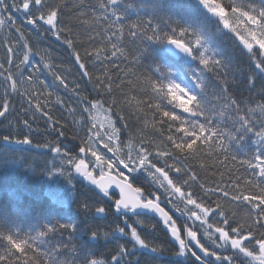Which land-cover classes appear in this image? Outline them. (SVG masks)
<instances>
[{
    "label": "snow or ice",
    "instance_id": "snow-or-ice-1",
    "mask_svg": "<svg viewBox=\"0 0 264 264\" xmlns=\"http://www.w3.org/2000/svg\"><path fill=\"white\" fill-rule=\"evenodd\" d=\"M69 9H75V14ZM16 14L24 28L17 25ZM65 17L84 26L89 44L83 57L76 48L78 36ZM27 26L51 33L72 50L81 74L90 82L89 67L100 70L93 84L97 96L79 93L78 84L70 89L78 96L84 132L73 139L80 140L79 153L85 157L90 153L94 160L86 163L84 158L69 156L53 142L36 146L48 147L61 164L74 167L109 200L116 195L109 190H118L113 206L122 223L111 234H90L92 240H107L111 235L127 236L133 242L131 250L118 244L110 264H129L126 257L137 246L154 254L162 252L134 226L145 227L144 217H158L157 224L170 235L176 245L175 264H264V0H142L140 4L0 0V31L7 29L9 36L13 30L16 33L15 42L0 41L5 48V58L0 60V118L9 119L12 98L18 95L28 104L23 124L31 132L36 113L47 115L53 125L58 121L52 119L47 99L40 101L42 94L52 93L31 65L34 53ZM126 37L131 49L125 45ZM233 38L257 71L245 73L234 48L228 46ZM29 66L32 74L26 77ZM43 67L69 89L66 77L53 65L43 63ZM245 75L248 95L238 97L236 85ZM40 86L43 89L38 90ZM54 103L63 102L57 97ZM66 110L77 112L71 107ZM97 112L103 113V122ZM133 119L144 128L151 125L159 135L150 137L144 129L131 132ZM2 139L6 144L33 143L28 135L13 139L9 134ZM193 165L207 179L201 182ZM93 172H98V179ZM53 174L65 175V169L54 166ZM49 195L64 203L58 192ZM162 205L183 218L179 226ZM83 207L89 210L87 203ZM106 212L104 206L95 207L97 216ZM76 230L71 222L39 224L2 210L0 264H109L90 258L94 253L72 243Z\"/></svg>",
    "mask_w": 264,
    "mask_h": 264
},
{
    "label": "trees",
    "instance_id": "trees-1",
    "mask_svg": "<svg viewBox=\"0 0 264 264\" xmlns=\"http://www.w3.org/2000/svg\"><path fill=\"white\" fill-rule=\"evenodd\" d=\"M131 2L140 4L142 0H131ZM75 11V9H69L70 14L74 15ZM8 14L11 15L12 13ZM131 18L135 19V15L133 14ZM14 19H16L17 25L22 28L25 27L19 14H16ZM64 19L66 22L72 24L74 33L78 36L76 48L83 57V49L89 44L84 26L80 25L76 20L68 21L66 17ZM25 30L29 45L34 53L30 57L31 65L37 67L38 71L36 75L47 85L46 91L52 93L48 97L42 94L40 101L43 103L47 99L49 108L51 109L50 115L58 123L53 125L51 122H48L47 115L41 116L40 113H36V119L32 121L33 131L29 132L23 124L25 109L28 108L26 100L21 99L18 95L12 98L14 109L12 114L8 120L0 118V211L6 210L9 213L18 212L29 221L39 222V224L56 222L74 223L77 230L73 233L72 243L80 248L81 251L94 253L90 258L107 260L110 264L111 256L116 252L118 244L124 245L128 250H131L133 242L127 236L112 237L111 235H109L107 240H92L90 234L93 231H98L101 234L105 232L111 234L114 226L122 223L121 218L115 213L113 206L114 199L118 198L117 195L114 196L113 200L102 197L95 189L76 180L73 176L74 167L61 164V159L56 153L52 152L48 147L36 146L53 142L57 145H62V152L66 151L69 156L80 158V140L73 139V137L77 136L78 133L79 135H84V132L81 130L79 122L78 96L73 95L70 89L74 84H78L79 88L77 91L79 93L87 95L90 98L97 96L98 93L94 90L93 84L100 70L95 67H89L93 78L90 82L88 77L81 74V70L75 63L72 50L57 40L54 35L51 33H38L31 26H27ZM15 36L14 30L11 36L8 35L7 29L0 31V41L7 38L15 42ZM96 43L99 44V41ZM236 44H238V41H235L234 38L232 41H228V46L234 48L245 73L257 71L254 65H250L247 57L240 54V48L236 47ZM125 45L129 49L132 48V45L128 43L127 37ZM4 58L5 48L0 46V60H4ZM42 58L43 62H41ZM43 63L53 65L56 72L66 77L69 89L66 90L60 85L53 75L44 69ZM13 71L15 72L16 69L13 68ZM24 74L26 77L31 75L32 67L25 68ZM257 83H259V77H257ZM246 84L247 78L245 75L236 85L238 97L241 95L246 97L248 95L245 90ZM41 89H43V86H40L38 90ZM57 97L61 98L62 104L54 103ZM35 102L33 100V104ZM69 107L77 109V112L70 113L66 110ZM43 111L48 113V108L43 109ZM27 117L32 120L31 111L27 113ZM130 124V131L133 133H136L139 129H144L145 133L150 137L159 135L153 131L151 125L144 128L143 123H137L134 119ZM54 128L55 130H53ZM61 131L65 135H60ZM9 134H11L13 139H22L25 135H28L33 143L32 145L6 144L2 138ZM127 134L125 132V135ZM98 148L101 152L107 151L102 146H98ZM5 161L10 162L5 164ZM54 166L65 169V175L53 174ZM193 166L200 172L198 179L201 182L207 179L205 173L199 170L198 165ZM69 173L71 174L70 183ZM175 175L174 172H170L171 177H175ZM195 190L199 191L198 186H195ZM50 191L58 192L60 199L64 203L61 204L54 201L49 195ZM85 203H87L89 210H85L83 207ZM96 206H104L107 209L106 214L97 216L95 213ZM212 206L215 207L214 204ZM225 208L230 209V205L225 204ZM165 209L177 219L171 209L167 206H165ZM143 219L145 220V227H141L139 224H134V226L142 238L146 239L150 244L158 246L162 249V252L154 254L150 251L139 249L137 246L138 250L126 257L129 264H175L177 260V256L175 255L176 246L171 243L163 225L157 224V220L152 217L151 219L148 217H144ZM148 225L157 226L153 229ZM196 225L198 226L199 222H196ZM22 227L27 229L30 225ZM126 232L130 235V230L127 228ZM198 238L202 239V233L198 232ZM58 239L65 240L66 237H58Z\"/></svg>",
    "mask_w": 264,
    "mask_h": 264
},
{
    "label": "water",
    "instance_id": "water-1",
    "mask_svg": "<svg viewBox=\"0 0 264 264\" xmlns=\"http://www.w3.org/2000/svg\"><path fill=\"white\" fill-rule=\"evenodd\" d=\"M79 157L85 159L84 154L79 153ZM85 162H86V160H85ZM86 163H87V162H86ZM93 175H94V173H93ZM73 176L76 178V180L82 182L83 184H85V185L88 186V187H91V188L95 189V190H96V191H97L102 197H104L103 194H102V193H101V192H100V191H99L94 185L90 184L88 180L84 179L79 173H77V172L75 171V168H73ZM94 176H96V175H94ZM96 177H97V179L99 178V176H96ZM109 191H110V193L115 191L117 197H119L118 190L110 189ZM162 206H163V205H162ZM165 210H166V209H165ZM166 211H168V210H166ZM169 214L171 215L170 212H169ZM152 218H154L155 220H158V217H152ZM168 236H169V238H170V235H169V234H168ZM170 241H171V238H170ZM171 243H172L173 245H175L174 242L171 241ZM175 246H176V245H175Z\"/></svg>",
    "mask_w": 264,
    "mask_h": 264
},
{
    "label": "rangeland",
    "instance_id": "rangeland-1",
    "mask_svg": "<svg viewBox=\"0 0 264 264\" xmlns=\"http://www.w3.org/2000/svg\"><path fill=\"white\" fill-rule=\"evenodd\" d=\"M97 117H98V121H100V122H103V120H104V115H103V113L102 112H97ZM86 162L88 163L89 161H92V160H94V158L93 157H91V155H90V153L86 156ZM89 166H90V168H91V164H89ZM95 174H97L98 175V172H94ZM169 209H171L170 208V206H167ZM174 214H175V216L177 217V219H178V226H179V224H180V222H181V220L183 219V218H181V217H179V214L177 213V212H174V211H172ZM198 222V221H197Z\"/></svg>",
    "mask_w": 264,
    "mask_h": 264
}]
</instances>
